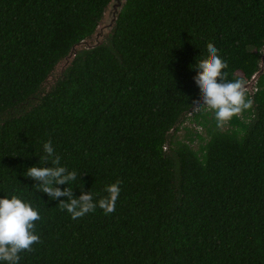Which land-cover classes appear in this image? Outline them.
<instances>
[{
  "label": "trees",
  "instance_id": "trees-1",
  "mask_svg": "<svg viewBox=\"0 0 264 264\" xmlns=\"http://www.w3.org/2000/svg\"><path fill=\"white\" fill-rule=\"evenodd\" d=\"M109 1L0 0V195L40 214L18 264H264V71L250 107L217 127L193 68L211 43L225 79L247 82L264 0H126L108 37L62 68ZM44 141L77 172L73 195L120 182L111 212L72 218L65 197L35 191L22 173Z\"/></svg>",
  "mask_w": 264,
  "mask_h": 264
},
{
  "label": "clouds",
  "instance_id": "clouds-1",
  "mask_svg": "<svg viewBox=\"0 0 264 264\" xmlns=\"http://www.w3.org/2000/svg\"><path fill=\"white\" fill-rule=\"evenodd\" d=\"M193 65L196 71L195 84L201 93V102L195 105L197 108L203 106L211 110L217 127L250 107L252 101L246 97L242 82L239 79H225L226 73L223 70L227 62L219 55L214 44L207 45V58H196ZM46 162L48 166H45ZM22 175L35 181L32 187L35 191L47 194L49 200L65 197L58 204L72 218L80 217L97 207L105 213L111 212L120 193V182L115 181L105 185L106 195L98 199L94 200L89 190L80 191L78 196L73 195L70 184L77 179V172L60 163V156L55 153L51 141L43 142L37 162L26 167ZM39 218L38 209L28 200L15 194L0 195V264H18L19 253L30 250L32 244L39 240V235L34 231V222Z\"/></svg>",
  "mask_w": 264,
  "mask_h": 264
},
{
  "label": "water",
  "instance_id": "water-1",
  "mask_svg": "<svg viewBox=\"0 0 264 264\" xmlns=\"http://www.w3.org/2000/svg\"><path fill=\"white\" fill-rule=\"evenodd\" d=\"M126 0H110L104 8L101 19L99 20L94 32L87 38L82 39L78 45H74L69 54L62 60V68H64L68 62L72 59L78 48L86 47L93 48L100 45L106 37L111 33L115 26L118 16L125 4ZM264 71V48L263 54L260 60V67L251 78L243 83L244 89L252 91V88L258 78V76Z\"/></svg>",
  "mask_w": 264,
  "mask_h": 264
},
{
  "label": "rangeland",
  "instance_id": "rangeland-1",
  "mask_svg": "<svg viewBox=\"0 0 264 264\" xmlns=\"http://www.w3.org/2000/svg\"><path fill=\"white\" fill-rule=\"evenodd\" d=\"M184 126H187L188 128H191V129H197L199 133H201L202 136L206 137V130L204 127L198 128L197 125H195L194 123H191L189 120L184 123ZM184 126L178 132V138L187 139V135L189 131L186 130ZM192 146L194 147V149H197L199 147V141L195 139V141L192 142Z\"/></svg>",
  "mask_w": 264,
  "mask_h": 264
}]
</instances>
